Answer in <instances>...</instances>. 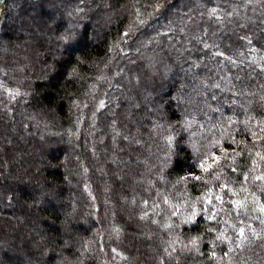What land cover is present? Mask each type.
Wrapping results in <instances>:
<instances>
[{"label":"trees","instance_id":"trees-1","mask_svg":"<svg viewBox=\"0 0 264 264\" xmlns=\"http://www.w3.org/2000/svg\"><path fill=\"white\" fill-rule=\"evenodd\" d=\"M52 1L0 0V264H264V0Z\"/></svg>","mask_w":264,"mask_h":264},{"label":"rangeland","instance_id":"rangeland-1","mask_svg":"<svg viewBox=\"0 0 264 264\" xmlns=\"http://www.w3.org/2000/svg\"><path fill=\"white\" fill-rule=\"evenodd\" d=\"M188 2V1H187ZM52 4L51 5H49V7H47V9H50L51 11L53 10V8L55 7V6H59L60 8H62L61 7V3H62V0H54V1H52L51 2ZM153 3H154V1H153ZM186 3V2H185ZM105 5H107L108 6V4H107V2L106 1H100V7H102L103 8V6H105ZM66 8V6L64 5V9ZM124 8H126V6H124ZM103 11V10H102ZM36 12V10H32V13H35ZM32 13H31V11L29 12V16H31L32 15ZM57 12L56 11H54L53 12V14L56 16L57 14H56ZM120 13H122V12H120V11H117V13H114L115 15V17L117 18L119 15H120ZM104 14V13H103ZM201 13H199L198 15H197V11L196 12H192L190 15L191 16H189L188 17V19L189 20H191L190 22H192V21H196L197 20V18L199 17V15H200ZM27 15V14H26ZM26 15H24L23 17H22V20H23V22L25 21L26 22V24H27V26H29V27H34L35 26V22L37 23V19H33L32 17L29 19L28 17H25ZM105 15V14H104ZM119 18V17H118ZM118 18L115 20V23L117 22V20H118ZM37 26V29H36V33H35V35H39L40 34V36H39V38L41 39V35H43L44 33H43V31L41 32V31H39L38 30V25H36ZM34 31H35V29H34ZM94 32V35H93V33L91 34V39H92V42L95 44L96 43V38H95V35H96V33L98 32V31H96V29L93 31ZM19 38V42L15 45V49L16 50H19V51H23L24 50V48L23 47H27L25 44H29L30 43V41L29 40H38V38H33V39H28V38H26V37H18ZM44 47H45V49H46V51H44V53H41V54H43L44 56H46L47 57V52L48 51H50L51 49H53L54 48V46L53 45H51V49H49L48 47H47V45H45L44 44ZM145 50V49H144ZM38 67H36V69H35V71L36 72H38ZM44 73V70L42 71V74ZM44 75V74H43ZM3 122V121H2ZM5 124V123H4ZM10 127H12V126H10ZM42 131H40L41 132V134L42 133H48V134H50V132L48 131V130H44V129H41ZM4 137V136H3ZM6 141V140H5ZM2 142H4V141H2V137L0 138V144H2ZM24 155V154H23ZM22 157H20V159H21ZM216 160H214V159H212V160H210L205 166H204V168H209L210 167V165L213 163V162H215ZM31 167V166H30ZM34 167H35V164H34ZM31 169V173L32 174H34V175H36L37 173L39 174L40 173V171H39V168L37 169V168H30ZM30 169H29V171H30ZM29 171H28V173H27V175H29ZM0 175H2V179H1V182H3L4 180L6 181V180H13V178L14 177H12V174L11 175H9L8 174V172H6V171H3L2 169H0ZM35 179H37V176H36V178ZM3 188V190H9V187L8 186H3L2 187ZM112 209H110L109 208V211H111ZM28 214V213H27ZM26 214V215H27ZM109 214H110V212H109ZM0 215H5L4 214V212L2 211V212H0ZM111 215V214H110ZM8 234H9V236L11 237L9 240H10V242L12 243V244H14V242H15V240H19V239H21L20 237H22V235H24V233H22V234H20V233H17L18 232V227L17 226H15L14 228H11V229H9L8 231ZM25 236V235H24ZM14 241V242H13ZM2 258H3V256H1L0 257V259H1V261L3 262V260H2ZM4 259H5V257H4Z\"/></svg>","mask_w":264,"mask_h":264},{"label":"snow or ice","instance_id":"snow-or-ice-1","mask_svg":"<svg viewBox=\"0 0 264 264\" xmlns=\"http://www.w3.org/2000/svg\"><path fill=\"white\" fill-rule=\"evenodd\" d=\"M241 235H243V230L241 229Z\"/></svg>","mask_w":264,"mask_h":264}]
</instances>
